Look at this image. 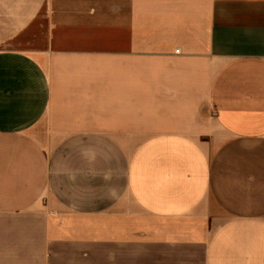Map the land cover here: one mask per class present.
<instances>
[{"label": "crops", "instance_id": "0c3cea01", "mask_svg": "<svg viewBox=\"0 0 264 264\" xmlns=\"http://www.w3.org/2000/svg\"><path fill=\"white\" fill-rule=\"evenodd\" d=\"M0 264H264V0H0Z\"/></svg>", "mask_w": 264, "mask_h": 264}]
</instances>
